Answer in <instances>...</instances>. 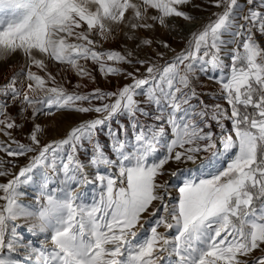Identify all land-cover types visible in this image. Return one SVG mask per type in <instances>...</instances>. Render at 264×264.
I'll list each match as a JSON object with an SVG mask.
<instances>
[{
    "label": "snow or ice",
    "instance_id": "obj_1",
    "mask_svg": "<svg viewBox=\"0 0 264 264\" xmlns=\"http://www.w3.org/2000/svg\"><path fill=\"white\" fill-rule=\"evenodd\" d=\"M188 6L218 11L185 35ZM0 9V264H264V0Z\"/></svg>",
    "mask_w": 264,
    "mask_h": 264
},
{
    "label": "rangeland",
    "instance_id": "obj_2",
    "mask_svg": "<svg viewBox=\"0 0 264 264\" xmlns=\"http://www.w3.org/2000/svg\"><path fill=\"white\" fill-rule=\"evenodd\" d=\"M193 3L202 4L203 0H193ZM187 10L190 11V13L193 16H196L199 19H201V22L199 23V25L202 23H205L212 12L218 11V9L212 8V7H208L207 10H200L192 6H188ZM3 14H5V10L0 9V15H3ZM141 35L146 36V35H149V33H141ZM155 37L158 39L167 40L169 43H171L172 47L175 48L177 51H179L183 47V44L179 41V39L174 38L172 35H169L167 31L158 29L155 33ZM124 43L125 41L123 39H118L115 42L106 43L104 47L105 48H122ZM127 43L129 47L132 46L131 42H127ZM161 51H163V49H161ZM140 55H143V53L141 52ZM168 55H171V53L169 52ZM19 59H20L19 57H14L8 60L7 62H0V66H1L0 67V83H2L6 77L11 75V71H12L11 66L15 65ZM69 79L71 80L72 83L69 84L68 87L71 88L72 85H74L77 82V77L74 74H69ZM125 82L126 81L124 80L117 81L115 78L111 79V82H109L108 80H105L102 76L97 75L96 85L89 84V88L99 86L105 90H111L114 87H116L118 83L123 84ZM205 83L207 85V87L203 89V91L205 92H214L218 88V85L211 81H205ZM212 102L213 101L211 100L209 101V103H212ZM219 102L222 104L224 103V101H219ZM9 111L12 113H15L17 109L13 107V108H10ZM78 119L79 118L75 114L64 113L63 115L58 114V115H54L51 117H41L38 122L44 126H47L48 128L47 139L50 140L52 138L62 136L68 129H70V127H72L76 123ZM30 128H31V124H27L24 127L23 132H27ZM17 135L19 136L21 134L17 133ZM20 163L21 164L24 163L23 159L20 160ZM172 167H175V165H173ZM24 202L27 203V200L25 199ZM17 223H23V221H17ZM21 231H24V229H21ZM161 231H163V229H161ZM25 235H28L27 232H25Z\"/></svg>",
    "mask_w": 264,
    "mask_h": 264
},
{
    "label": "built area",
    "instance_id": "obj_3",
    "mask_svg": "<svg viewBox=\"0 0 264 264\" xmlns=\"http://www.w3.org/2000/svg\"><path fill=\"white\" fill-rule=\"evenodd\" d=\"M175 23L184 29V34L186 35L189 30L186 29L185 22L182 19H177ZM198 25L199 23L191 24L190 29H195Z\"/></svg>",
    "mask_w": 264,
    "mask_h": 264
},
{
    "label": "bare ground",
    "instance_id": "obj_4",
    "mask_svg": "<svg viewBox=\"0 0 264 264\" xmlns=\"http://www.w3.org/2000/svg\"><path fill=\"white\" fill-rule=\"evenodd\" d=\"M201 22V19H198L197 21H196V24H198V23H200ZM190 26L191 25H187L186 23H185V27H186V29L187 30H190ZM1 67V66H0ZM2 69V68H1Z\"/></svg>",
    "mask_w": 264,
    "mask_h": 264
}]
</instances>
